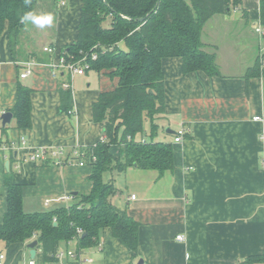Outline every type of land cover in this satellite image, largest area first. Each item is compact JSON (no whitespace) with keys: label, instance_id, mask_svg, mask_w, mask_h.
I'll return each mask as SVG.
<instances>
[{"label":"crops","instance_id":"0c3cea01","mask_svg":"<svg viewBox=\"0 0 264 264\" xmlns=\"http://www.w3.org/2000/svg\"><path fill=\"white\" fill-rule=\"evenodd\" d=\"M259 6L260 0H242L231 12L216 13L204 24L201 41L206 51L215 50L218 76L187 74L181 57L163 59L166 107L156 116L155 140L171 143L174 169L160 175L155 169L131 166L108 172V178L104 175L117 188L113 203L127 208L140 223L137 252L114 237L111 228L95 245L80 246L73 237L60 248L81 249L93 264H264L247 262L264 253V76L248 74V68L264 57V35L256 32ZM81 8L82 0H58L54 30L31 59L15 58L6 29L0 36V223L8 205L9 172L23 187L26 212L48 211L57 202L71 204L75 198H57L92 187L88 163L30 158L34 150L49 152L55 147L70 156L103 137L101 125L93 119V102L103 91L114 90L119 78L94 69L80 75L62 68L52 74L63 46L78 37ZM47 46L54 47L53 53L44 50ZM27 67L31 72L20 76ZM64 83H71L73 90L71 113L60 110ZM20 84L32 91L33 124L25 129L17 127L14 116L7 125L1 120L2 112L15 105ZM147 123L149 132L151 121ZM181 129L184 138L175 141ZM22 139L25 145L12 148ZM120 150L118 144L110 147L114 156ZM47 199L53 200L47 204ZM179 234L185 239H178ZM32 241H0L2 264H28ZM41 250L36 246L38 264H81L70 257L45 261Z\"/></svg>","mask_w":264,"mask_h":264},{"label":"trees","instance_id":"16d2710c","mask_svg":"<svg viewBox=\"0 0 264 264\" xmlns=\"http://www.w3.org/2000/svg\"><path fill=\"white\" fill-rule=\"evenodd\" d=\"M242 0H82L78 37L65 44L61 56L66 62L77 63L86 55L90 69L105 70L119 78L114 90L103 91L93 102V119L101 125L102 139L96 145L80 149L82 155L73 160L92 166L89 191L78 192L68 206L42 212L23 209V187L5 176L8 205L0 223V241H38L39 255L45 261L56 259L62 241L79 239L88 247L99 242L102 232L111 228L114 237L137 252L140 223L127 208L116 206L112 197L117 188L113 179H105L110 171H124L131 166L155 169L160 175L172 171L174 149L171 143L156 141L159 129L156 116L164 113L166 57H181L183 71L221 74L215 53L206 51L201 41L204 24L216 13H229ZM58 0H0V36L6 29L15 58L25 60L36 56V49L23 44L28 22L21 17L31 11L38 18L46 14L56 17ZM260 23L264 25V0H260ZM143 17L142 21L140 20ZM109 20V25L105 21ZM32 22V21H29ZM34 23V22H32ZM124 43L123 49L119 43ZM23 44V46H22ZM98 57L92 59L91 53ZM251 76H264V57L248 68ZM60 110L73 111V90L60 86ZM152 90V91H151ZM17 100L11 111L18 128L32 126L31 88L20 84ZM150 120L149 132L145 121ZM142 138H138V136ZM147 136L151 138L148 139ZM120 146L114 156L111 145ZM56 222V225H54ZM78 229L82 233L78 234ZM247 262H264V253L249 257Z\"/></svg>","mask_w":264,"mask_h":264},{"label":"built area","instance_id":"2783aa9c","mask_svg":"<svg viewBox=\"0 0 264 264\" xmlns=\"http://www.w3.org/2000/svg\"><path fill=\"white\" fill-rule=\"evenodd\" d=\"M62 4H65L66 0H59ZM256 32L259 33L261 36L264 35V25H262L261 23L256 27ZM45 51L53 53L54 51V47H45L44 48ZM92 59H96L98 57L96 52H92L91 53ZM66 69L69 70L70 72H72L73 74H80L83 75V73L87 70L90 69V63L86 60V55L83 56L82 59H80L77 63L75 62H66V60H64V58L60 55V57L58 58L57 61H54L52 64V74L53 75H57L58 71L60 69ZM31 72V68L27 67L26 70L20 75V76H26L28 73ZM64 87L69 88L71 87V83H64L63 84ZM2 112V111H1ZM3 113V112H2ZM256 120H262L261 116H256L255 117ZM184 130H178V133L175 137V141H181L184 138ZM26 140L22 139L20 143H12V148H15L16 146H19L21 144L25 145ZM49 154V155H48ZM82 155L81 150L76 149V151H74L70 156H67L65 154V151L61 148V147H55L53 150L51 151H46L45 149H40V150H34L31 155L30 158L32 160L35 161H48V156L52 157L53 162L55 164H71V162H73V158L75 159L76 157H80ZM78 163L80 165H85L83 161H78ZM133 198L136 197L135 194L132 195ZM75 198V195L73 194H68V195H64L61 196L57 199L59 200H65V201H72ZM53 199H47L46 202L47 204H49ZM78 234L80 235L82 233L81 229H78ZM177 238L180 240L185 239V237L181 234L177 235ZM81 249L79 250H70V249H62L59 247L58 251L56 252V258H63V257H70V258H74L77 259L81 262V264H93V258L91 256H84L83 254H81ZM5 258L3 253H0V264H2L3 259ZM28 264H38L37 260L35 258H31L28 261Z\"/></svg>","mask_w":264,"mask_h":264},{"label":"rangeland","instance_id":"374dc122","mask_svg":"<svg viewBox=\"0 0 264 264\" xmlns=\"http://www.w3.org/2000/svg\"><path fill=\"white\" fill-rule=\"evenodd\" d=\"M46 16L49 17L50 13H47ZM50 17H51L50 23L45 22L43 24V26H41L40 24H37V23L28 22V27H26L24 29L25 32L23 34L24 46L27 45V46H30L31 48H37L38 46H41L43 44V42H45V41L47 42L48 36L50 34H52V32L54 30V26H53L54 25V18H53L54 16H50ZM44 19L46 20L47 18H44ZM105 24L109 25V20L105 21ZM263 40H264V37H263ZM23 44H22V46H23ZM119 44L123 49H126V45L124 43L121 42ZM263 46H264V44H263ZM203 48H204V46H203ZM262 51H263V55H264V47L262 48ZM214 52H215V50H213V53ZM147 124L148 123L146 120L145 126H147ZM104 175L108 178L109 174H108V172H106ZM68 204H61L60 202H57L55 204H52L50 207H48L47 210H55V209H57V207L67 206Z\"/></svg>","mask_w":264,"mask_h":264},{"label":"water","instance_id":"95a60500","mask_svg":"<svg viewBox=\"0 0 264 264\" xmlns=\"http://www.w3.org/2000/svg\"><path fill=\"white\" fill-rule=\"evenodd\" d=\"M106 3H107V0H106ZM142 19H143V17L140 20L142 21ZM12 117H13V112L11 110L3 112L1 115V120L3 122V125L9 124ZM54 225H56V222H54ZM37 244H38V241H36V240H33L32 242L29 243V247H31L30 254H31L32 258L36 257L35 255H36Z\"/></svg>","mask_w":264,"mask_h":264},{"label":"clouds","instance_id":"9594fccd","mask_svg":"<svg viewBox=\"0 0 264 264\" xmlns=\"http://www.w3.org/2000/svg\"><path fill=\"white\" fill-rule=\"evenodd\" d=\"M25 5L30 4L31 0H24ZM29 21H32L34 23L40 24L41 26H43V24L45 22L50 23L51 21V17H47V19L45 20L44 18H38L36 17L31 11L26 12L22 17H21V23H27Z\"/></svg>","mask_w":264,"mask_h":264}]
</instances>
